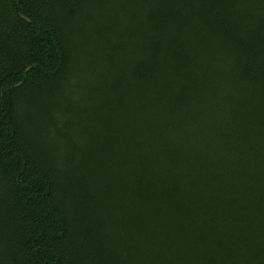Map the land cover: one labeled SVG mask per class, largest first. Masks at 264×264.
<instances>
[{
	"label": "trees",
	"instance_id": "trees-1",
	"mask_svg": "<svg viewBox=\"0 0 264 264\" xmlns=\"http://www.w3.org/2000/svg\"><path fill=\"white\" fill-rule=\"evenodd\" d=\"M0 264H264V0H0Z\"/></svg>",
	"mask_w": 264,
	"mask_h": 264
}]
</instances>
